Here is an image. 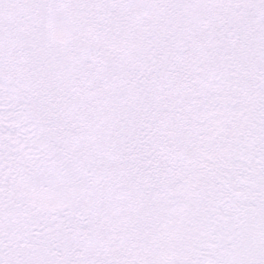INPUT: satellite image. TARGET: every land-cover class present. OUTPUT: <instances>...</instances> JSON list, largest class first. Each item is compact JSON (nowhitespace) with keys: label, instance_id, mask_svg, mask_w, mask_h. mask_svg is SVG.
I'll list each match as a JSON object with an SVG mask.
<instances>
[{"label":"snow or ice","instance_id":"snow-or-ice-1","mask_svg":"<svg viewBox=\"0 0 264 264\" xmlns=\"http://www.w3.org/2000/svg\"><path fill=\"white\" fill-rule=\"evenodd\" d=\"M0 264H264V0H0Z\"/></svg>","mask_w":264,"mask_h":264}]
</instances>
